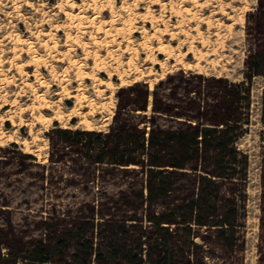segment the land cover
<instances>
[{
	"label": "rangeland",
	"instance_id": "rangeland-1",
	"mask_svg": "<svg viewBox=\"0 0 264 264\" xmlns=\"http://www.w3.org/2000/svg\"><path fill=\"white\" fill-rule=\"evenodd\" d=\"M74 1L83 6H69L65 0H0V157L6 158V162L0 158V255L4 256L0 264L7 263L5 256L18 264L38 240L49 246L57 234L74 225L71 221L74 218L45 208L72 206L91 198L104 199L127 183L121 173H105L80 185L64 183L69 177H85L83 171L70 167L72 161L65 159L52 163L51 182L41 188L38 174L40 164L47 162L48 144L44 129L52 125L53 119L58 125L68 127H82L88 120L92 128L104 129L115 106L117 86L133 79L146 83L151 79L153 84L171 72L172 77L158 89L163 92L176 86L182 94L185 81L180 79V73L186 75L188 71L239 80L245 69L244 56L256 45H264V0H94V8L93 0ZM217 2H222L232 15L243 17L241 24L232 21L231 30L227 31L230 18L215 9ZM66 12H70L69 17ZM76 12L81 20L75 17ZM206 17L210 19L209 25ZM215 29L219 30L216 35ZM200 33L208 42L199 40ZM14 34H18L17 39ZM158 46L164 50L158 51ZM188 47L191 52L182 54ZM178 54L184 56L181 55L182 62ZM31 57L38 59L35 63L28 62ZM17 64L21 65L20 69ZM100 79L112 83L106 85ZM262 86L264 76L251 75L247 121L235 140L236 146L247 154L245 212L242 227L238 229L243 235V247L226 254L210 240L212 233L208 232V241L201 243L200 251L205 264H256L259 161L264 156V125L258 119ZM148 94L147 108L151 92ZM36 113L46 117L37 119ZM9 140L16 146L10 145ZM15 149L30 152L33 157L25 159L30 163L20 164ZM195 232L192 237L198 242L202 241L199 232L207 234L201 227ZM76 238L72 233L66 247H55L48 259L39 264H67L78 250Z\"/></svg>",
	"mask_w": 264,
	"mask_h": 264
},
{
	"label": "trees",
	"instance_id": "trees-1",
	"mask_svg": "<svg viewBox=\"0 0 264 264\" xmlns=\"http://www.w3.org/2000/svg\"><path fill=\"white\" fill-rule=\"evenodd\" d=\"M243 63L239 80L180 73L185 81L182 94L176 86L158 89L171 72L154 81L150 90L142 79L119 85L105 129L60 126L53 119L44 129L48 144L47 162L40 164L38 174L41 188L51 182L52 163L65 159L85 177H69L64 183L80 185L105 173H121L127 183L104 199L45 208L74 218V225L57 234L49 246L38 240L18 264L46 261L55 247H66L72 233L78 250L67 264H205L200 251L208 232L226 254L240 251L247 154L235 140L247 121L250 77L264 76V45H256ZM258 98V119L264 125V86ZM8 143L16 146L13 140ZM14 152L20 164H29L25 159L33 157L27 151ZM259 184L255 253L256 264H264V156L259 161ZM199 227L207 231L198 233L200 242L192 237ZM5 258L6 264H14L10 256Z\"/></svg>",
	"mask_w": 264,
	"mask_h": 264
},
{
	"label": "bare ground",
	"instance_id": "bare-ground-1",
	"mask_svg": "<svg viewBox=\"0 0 264 264\" xmlns=\"http://www.w3.org/2000/svg\"><path fill=\"white\" fill-rule=\"evenodd\" d=\"M218 1H219V0H218ZM75 2H76V1H74V0H65V3L69 4V6H75V4H76ZM91 2H93V3H91V5H93V8H94V6H96V5H95L96 3H95L94 0L91 1ZM209 2H210V1H209ZM214 3H215V2H214ZM226 3H227V2H226ZM226 3H225V4H226ZM83 4H84V3H83ZM89 4H90V3H89ZM60 5H61V4H60ZM76 5H77V4H76ZM80 5H81V3H79V4L77 5V7L80 6ZM215 5H216V8H215V9H216L217 11H219V12H220L221 14H223L224 16L230 18L229 22L226 23L227 31H228V30H231V29H230V26H231V22H232V21H235V22H238L239 24H241V22H242V20H243V19H242L243 17H241V16H236V15H232V13L228 12V11L225 9V7L223 6L222 2H217ZM226 5H227V4H226ZM81 6H83V5H81ZM81 6H80V7H81ZM75 7H76V6H75ZM214 7H215V6H214ZM215 9H214V10H215ZM216 10H215V11H216ZM78 11H79V10H78ZM64 12H65V11H64ZM69 13H70V12H66L65 14H66V15L68 14V17H69ZM73 13H74V12H73ZM177 13H178V12H177ZM193 13H194V12H193ZM80 14H81V13H80ZM75 15H76L75 17H77V18H79V19L81 20V18H80L81 15H79V13L76 12ZM71 16H72V15H71ZM192 16H195V15L192 14ZM226 17H225V18H226ZM77 18H76V19H77ZM208 18H209V17H206L205 20H206V22H207L208 25H209V24H210V19H208ZM79 19H78V22L80 21ZM219 22H221V21H219ZM217 24L219 25L218 21H216L215 26H216ZM220 24H221V23H220ZM206 25H207V24H206ZM218 25H217V26H218ZM223 25H224V24H223ZM232 25H233V24H232ZM212 27H213V26H212ZM141 28H142V27H141ZM222 28H223V27H222ZM224 30H225V29H224ZM167 31H168V30H167ZM218 31H219V30L215 29V31H214L215 35L218 34ZM169 33H170V32H169ZM197 33H198V32H197ZM219 33H221V32H219ZM220 35H221V34H220ZM223 35H224V34H223ZM11 37H12V35H11ZM13 37H14L15 39H17V38H18V34H16V35L14 34ZM197 37H198L199 40H201L202 42H206V41L208 42V39H205L204 37H202L201 33L198 34ZM215 37H216V36H215ZM220 38H221V37H220ZM218 39H219V38H218ZM221 39H222V38H221ZM20 40H21V39H20ZM215 41H216V40H215ZM216 42H217V41H216ZM24 43H25V41H24ZM27 43H28V42H27ZM27 43H26V44H27ZM94 43H95V42H94ZM219 43H220V41H219ZM46 44H47V43H46ZM46 44H45V45H46ZM216 44H217V43H216ZM28 45H29V44H28ZM218 45H219V44H218ZM221 45H222V43L220 44V46H221ZM25 46H26V45H25ZM167 46H168V45H167ZM26 47H28V46H26ZM221 47H223V46H221ZM13 48H14V47H13ZM29 48H30V46H29ZM163 48H164V47H162V46H158V49H157V50H158V51H161ZM215 49H216V48H215ZM163 50H164V49H163ZM168 50H169V49H168ZM166 52H167V51H166ZM187 52H191V50H190L189 47H188V49L184 50V51L182 52V54L187 53ZM164 54H165V53H164ZM182 54H178V59L181 58V55H182ZM94 55H95V54H94ZM165 55H166V54H165ZM184 55H185V54H184ZM182 56H183V55H182ZM35 57H36V56H35ZM35 57H31V58L28 60V62H31V61H32L33 63H35V62L37 61V59H38V58H35ZM174 57H176V56H174ZM183 57H184V56H183ZM183 57H182V59H183ZM176 58H177V57H176ZM0 59H1V58H0ZM152 59H153V58H152ZM154 59H155V58H154ZM156 59H157V58H156ZM156 59H155V60H156ZM173 59H175V58H173ZM182 59H180V60H181L180 62L183 61ZM176 60H177V59H176ZM101 61H102V60H101ZM101 61H100V62H101ZM153 61H154V60H152V62H153ZM157 61H158V60H157ZM177 61H179V60H177ZM9 62L11 63V59H10ZM28 62L26 63L27 65H28ZM32 62H31V63H32ZM97 62H98V60L96 61V63H97ZM94 63H95V62H94ZM97 64H98V63H97ZM97 64H96V65H97ZM185 64H186V66H189L188 63H185ZM34 65H35V64H34ZM92 65H94V64H92ZM96 65H95V66H96ZM105 65H106V64H105ZM105 65H104V67H105ZM35 66H36V65H35ZM194 66H195V65H194ZM16 67H18V68L20 69V68H21V65H18V64H17ZM98 67H99V66H98ZM189 67H190V66H189ZM77 68H78V67H77ZM102 68H103V65H102ZM93 69H94V68H93ZM96 69H97V67H96ZM104 69H105V68H104ZM106 69H107V68H106ZM21 70H22V69H21ZM34 71H35V70H34ZM91 71H92V73H93V70H91ZM95 71H96V70H95ZM197 71H199V69H198ZM76 72H77V71H76ZM80 72H81V71H80ZM84 72H85V76H88V75L86 74L87 72H86V71H84ZM201 72H202V71H201ZM34 73H35V72H34ZM37 73H38V72H37ZM82 73H83V71H82ZM92 73L89 72L88 74H89L90 77H93V78H94V75H93ZM96 73H97V72H96ZM204 73H205V72H204ZM76 74H78V73H75V75H76ZM98 74H99V73H98ZM109 74H110V73H109ZM35 75H36V74H35ZM38 75H39V74H38ZM78 75H79V74H78ZM80 75H81V74H80ZM80 75H79V76H80ZM79 76H78V77H79ZM96 76H97V74H96ZM109 76H110V75H109ZM78 77H76V79H77ZM98 77H99V76H98ZM98 77H97V78H98ZM107 77H108V75H107ZM117 77H118V75H117ZM37 78H38V76H37ZM74 78H75V77H74ZM93 78H91V80H92ZM155 78H156V77H155ZM79 79H81V78L79 77ZM82 79H83V78H82ZM82 79H81V80H82ZM56 80H57V78H56ZM58 80H59V79H58ZM154 80H155V79H154ZM13 81H14V80H13ZM60 81H61V79H60ZM78 81H79V80H78ZM100 81L104 82L106 85L112 83V82H110L109 79H104V80H103V79H100ZM152 81H153V80L149 79V81H148V87H151ZM42 84H43V83H42ZM59 84H60V82H59ZM96 84H97V82H96ZM99 84H100V83H99ZM80 85H81V84H80ZM118 85H119V84H118ZM77 86H78V84H77ZM77 86H76V87H77ZM108 86H109V85H108ZM110 87H111V86H110ZM113 87H114V86H113ZM62 88H63V87H62ZM78 88H79V87H78ZM81 88H82V87H81ZM64 89H65V88H64ZM112 90H113V88H112ZM43 91H44V90H43ZM60 91H61V90H60ZM63 92H64V91H63ZM36 93H37V92H36ZM111 93H112V92H111ZM63 94H64V93H63ZM66 94H71V93H66ZM73 94H74V93H73ZM32 95H33V94H32ZM41 95H42V94H41ZM76 95H77V93H76ZM38 96H39V93H38ZM74 97H75V95H74ZM36 98H37V97H36ZM43 98H44V96H43ZM78 98L80 99V97H78ZM83 98H84V97H83ZM87 99H88V98H87ZM4 100H5V99H4ZM46 100H48V99H46ZM46 100H45V101H46ZM75 100H76V102H78L77 97H75ZM75 100H74V101H75ZM36 101H37V100H36ZM83 101H84V100H83ZM89 101H90V99H89ZM89 101H88V102L85 101L86 104L89 103ZM40 102H41V101L39 100V103H40ZM42 102H43V101H42ZM91 102H92V101H91ZM37 103H38V102H37ZM51 103H52V102H51ZM74 103H75V102H74ZM78 103H79V102H78ZM78 103H77V104H78ZM41 104H42V103H41ZM45 104H46V103H45ZM45 104H43V105H45ZM79 104H80V103H79ZM86 104H85V105H86ZM90 104H91V103H90ZM92 104H93V103H92ZM113 104H114V103H113ZM39 105H40V104H39ZM77 106H78V105H77ZM77 106H76V107H77ZM80 106H81V105H80ZM91 106H92V105H91ZM50 107H51V106H50ZM37 108H38V106H37L35 109H37ZM39 108H40V107H39ZM41 108H42V107H41ZM45 108H46V107H45ZM69 110H70V109H69ZM74 110H75V109H74ZM74 110H73V111H74ZM35 111H36V110H35ZM35 111H34V112H35ZM79 111H80V110H77L76 112L78 113ZM109 111H110V110H109ZM111 111H112V110H111ZM38 112H40V111H38ZM42 113H43V112H42ZM42 113H38V114L36 113V114H37V115H35L36 118H37V119H41V118L46 117V116H44V114H42ZM68 113H69V112H68ZM52 114H53V113H52ZM57 114H59V113H57ZM61 114H62V113H61ZM71 114H72V113H71ZM83 114H84V113H83ZM12 115H13V114H12ZM18 115H19V114H18ZM20 115H21V114H20ZM53 115H54V114H53ZM59 115H60V114H59ZM69 115H70V114H69ZM69 115H68V116H69ZM73 115H74V114H73ZM13 116H14V115H13ZM57 116H58V115H57ZM107 116H108V115H107ZM6 117H9V116H6ZM10 117H11V115H10ZM47 117H49V116H47ZM52 117H53V116H52ZM54 117H55V116H54ZM58 117H59V116H58ZM61 117H62V116H61ZM0 118H1V116H0ZM2 118H3V117H2ZM4 118H5V117H4ZM12 118H13V117H12ZM21 118H22V116H21ZM23 119H24V118H23ZM31 119H32V118H31ZM18 120H19V118H18ZM46 120H47V119H44V120H42V121H46ZM48 120H49V119H48ZM48 120H47V121H48ZM57 120H58V119H57ZM59 120H60V119H59ZM108 120H109V119H108ZM108 120H107V121H108ZM11 121H12V120H11ZM11 121H10V122H11ZM39 121H40V120H39ZM39 121H38V123L41 122V121H40V122H39ZM84 121H85V120H84ZM84 121H83V122H84ZM21 122H22V121H21ZM87 122H88V120H87ZM87 122H85V123H84V126H82V127H83V128H92ZM11 123H12V122H11ZM13 123H14V122H13ZM41 123H42V122H41ZM24 124H25V122H24ZM45 124H47V123L45 122ZM14 125H15V124H14ZM30 127H31V126H30ZM104 129H105V128H104ZM0 130H1V129H0ZM8 137H9V136H8ZM10 138H11V137H10ZM23 142H24V141H23ZM25 142H26V141H25ZM27 144H28V143H27ZM24 147H25V146H24ZM27 148H28V146H27ZM25 150H26V149H25Z\"/></svg>",
	"mask_w": 264,
	"mask_h": 264
},
{
	"label": "water",
	"instance_id": "water-1",
	"mask_svg": "<svg viewBox=\"0 0 264 264\" xmlns=\"http://www.w3.org/2000/svg\"><path fill=\"white\" fill-rule=\"evenodd\" d=\"M148 88H150V87H148Z\"/></svg>",
	"mask_w": 264,
	"mask_h": 264
}]
</instances>
